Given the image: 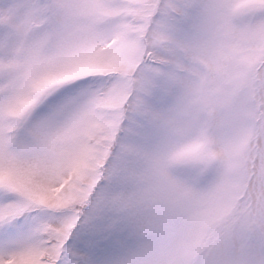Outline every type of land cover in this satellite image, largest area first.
<instances>
[{
    "label": "snow or ice",
    "instance_id": "obj_1",
    "mask_svg": "<svg viewBox=\"0 0 264 264\" xmlns=\"http://www.w3.org/2000/svg\"><path fill=\"white\" fill-rule=\"evenodd\" d=\"M0 264H264V0H0Z\"/></svg>",
    "mask_w": 264,
    "mask_h": 264
}]
</instances>
